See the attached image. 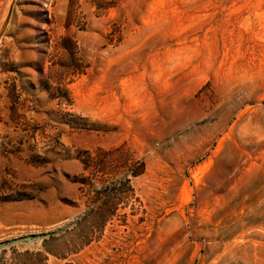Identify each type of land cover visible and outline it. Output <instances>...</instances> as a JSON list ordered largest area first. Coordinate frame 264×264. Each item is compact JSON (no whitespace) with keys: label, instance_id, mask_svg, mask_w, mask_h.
Wrapping results in <instances>:
<instances>
[{"label":"rangeland","instance_id":"rangeland-1","mask_svg":"<svg viewBox=\"0 0 264 264\" xmlns=\"http://www.w3.org/2000/svg\"><path fill=\"white\" fill-rule=\"evenodd\" d=\"M0 264H264V0H0Z\"/></svg>","mask_w":264,"mask_h":264},{"label":"water","instance_id":"water-1","mask_svg":"<svg viewBox=\"0 0 264 264\" xmlns=\"http://www.w3.org/2000/svg\"><path fill=\"white\" fill-rule=\"evenodd\" d=\"M12 9H13V5H11V8L9 10V13H8V16H7V19H6V22L9 20L11 14H12Z\"/></svg>","mask_w":264,"mask_h":264},{"label":"trees","instance_id":"trees-1","mask_svg":"<svg viewBox=\"0 0 264 264\" xmlns=\"http://www.w3.org/2000/svg\"><path fill=\"white\" fill-rule=\"evenodd\" d=\"M101 170H104V168H101Z\"/></svg>","mask_w":264,"mask_h":264}]
</instances>
